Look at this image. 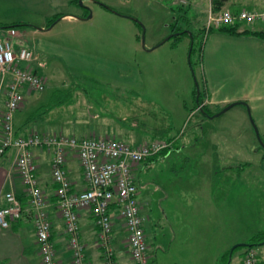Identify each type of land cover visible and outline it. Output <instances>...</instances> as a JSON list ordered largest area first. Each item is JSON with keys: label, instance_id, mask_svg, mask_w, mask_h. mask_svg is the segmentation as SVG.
Returning <instances> with one entry per match:
<instances>
[{"label": "rangeland", "instance_id": "rangeland-1", "mask_svg": "<svg viewBox=\"0 0 264 264\" xmlns=\"http://www.w3.org/2000/svg\"><path fill=\"white\" fill-rule=\"evenodd\" d=\"M47 1L0 0L1 21L41 24L46 8L40 11L35 5L42 8ZM55 11H71L83 19L72 15L79 20L56 21L49 32L34 36L31 28H17L20 38L26 36L22 44L47 49L38 52L43 75L36 72L46 79L36 95L42 108H48L42 114L41 125L47 128L43 133L126 142L112 133L117 120L133 127L136 135H146L137 145L151 136L192 133L199 116L193 100L194 80L201 87V45L196 36L191 51L187 34L164 40L181 15L177 25L194 32L204 29L205 37L212 13L209 0H77ZM261 26L264 30V23ZM28 48L36 61L37 52ZM251 120L248 107L238 104L205 118L194 146L158 163L141 179L140 214L151 247L147 264H241L247 251H236L228 261L231 247L248 236H262L264 148ZM147 179L152 180L144 187ZM220 184L225 186L217 187ZM150 226L153 234L148 235ZM255 252L264 264V245ZM126 258L122 264H137Z\"/></svg>", "mask_w": 264, "mask_h": 264}, {"label": "built area", "instance_id": "built-area-1", "mask_svg": "<svg viewBox=\"0 0 264 264\" xmlns=\"http://www.w3.org/2000/svg\"><path fill=\"white\" fill-rule=\"evenodd\" d=\"M183 1V0H179ZM206 30L221 25L264 23V8L258 10L219 11L210 13ZM0 40V89L4 106L0 112V156L12 149V167L18 175L27 196L29 210L41 264H58L50 239L51 223L47 216L46 201L39 188L32 150L50 153V173L55 184L56 207L68 236L72 264H90L84 255L79 240V211L91 214L98 229L96 244L101 249L104 264H117L112 258L110 246L112 214L122 221L129 254L134 263L146 264L147 244L138 203V190L133 170L146 158L171 146L166 140H149L139 145H130L108 137L88 138L75 135L38 133L30 130L25 135L14 132V114L24 102V93H38L45 88V81L35 73L32 63L35 55L28 47L13 40L20 37L17 30H6ZM204 105H198L197 110ZM67 153L75 154L82 171L85 188L71 191L64 164ZM0 207V228L8 229L19 220L24 211L13 192L3 196ZM241 264H260L255 249H249Z\"/></svg>", "mask_w": 264, "mask_h": 264}, {"label": "crops", "instance_id": "crops-1", "mask_svg": "<svg viewBox=\"0 0 264 264\" xmlns=\"http://www.w3.org/2000/svg\"><path fill=\"white\" fill-rule=\"evenodd\" d=\"M50 1H47L42 8L35 5V7L40 9V11L46 8L43 15V22L41 24L25 25L26 23L22 22L2 23L1 20L3 17H0V26L3 27L13 24H21L20 27L31 28V35L34 36V34L49 32L53 24L46 27L48 21L59 14H62L63 17H61L57 22L79 20L73 16L75 15L76 17H80L81 15H76V13H72L71 11L54 13L59 7L72 6V0H56L53 3ZM262 8H264V0H228L222 5L221 10L236 12L242 9L258 10ZM261 24L262 23H256L254 26L240 25L237 31L238 33L232 35L218 30L210 31V33L206 35L202 45L200 77L202 89L201 96L203 100L207 101L206 104L204 103L208 110L207 114L214 115L213 110L224 107L230 103H236L234 105L238 104L243 108L248 107L253 118L252 122L254 121V124L256 125L254 126L257 129L259 136L263 138L264 40L260 39L256 34L251 33L252 31L255 32L263 30ZM32 26H36L38 28L34 29ZM6 30L7 29L0 28V40L5 38ZM245 30H248L249 32L241 33ZM23 36L26 37L25 34H23L22 37ZM23 38L19 37L16 40H13L14 44L20 43L25 47L32 48L35 53L37 52V60L33 62L32 68L35 73L37 72L38 74L41 73L43 75L41 70L44 67V63L41 59V55L39 54L41 53L39 50L47 52V49L39 44L38 49L35 50V47L31 44H22ZM37 94L38 93H24V102L20 106L19 110H17L14 114L13 124L16 135H25L30 130H35L38 133L46 132L45 129L47 128L45 127V129H43V126L41 125L43 123L42 116L35 122L28 121V116L32 112L42 108V102L37 99ZM3 106L4 99L1 98L0 112L3 109ZM194 114L195 113L192 112L191 116ZM198 115V119L195 121V125L192 128V133H185L177 140L179 147L178 151L180 149L183 150L186 147L190 148V146H194L196 144L195 142L199 136L197 135V131H199L201 124L205 122V118H208L202 114ZM117 117H122V115H117ZM116 122H118V127L112 131L113 135L119 139L129 142L128 144L137 145L138 142L146 137V135H141L140 137L137 132L136 135L135 131L133 133V127H124L123 123L125 121L121 124L120 120H117ZM73 129L77 131L81 130L76 128ZM32 154L34 163L37 167L36 174L38 185L46 201L47 216L51 223L50 239L55 250L56 261L58 264H72L71 252L68 247V236L64 230L63 221L60 218L55 202V184L52 182L50 173L51 155L46 150L36 148L32 150ZM170 155L171 152H168L161 158H156V160L149 162L146 160L136 166L133 170V174L137 188L140 185V182H142L141 179H143V177L144 179L145 177L148 178L149 172L156 168L158 163H164L167 159H170ZM13 158L14 151L12 149L5 151L4 154L0 156V207L4 206V194L7 192H13L21 202L24 211L22 213V217L11 223L8 229L0 228V264H41L32 223V213L29 210L28 200L24 192L23 185L18 175L13 170ZM64 169L70 181L71 191L77 192L83 190L85 188V184L82 178V171L75 154L67 153ZM226 170L227 169L223 168V171ZM212 171H214V174H217L218 172L217 169L216 171ZM228 171L230 170H227V172ZM150 180L152 179H147V183H143L144 187L147 186L146 184L150 183ZM221 186L224 187L225 184H220L217 187L220 188ZM215 187L213 186V188ZM138 202L140 203V199ZM112 215L113 221L110 246L113 249L115 261L117 264H122L125 257H127L129 261L131 260L129 250L125 242L126 232L122 221L115 215V213ZM153 229V227H150L147 234H153ZM97 231L98 229L89 211H79V240L83 246L85 258L90 264H104L102 251L96 244ZM248 238L249 236L244 239L246 241L241 242L247 243ZM147 247L148 251H150V245L147 244ZM122 250L123 252H121ZM149 260H151V255H149ZM261 264H263L262 261Z\"/></svg>", "mask_w": 264, "mask_h": 264}, {"label": "trees", "instance_id": "trees-1", "mask_svg": "<svg viewBox=\"0 0 264 264\" xmlns=\"http://www.w3.org/2000/svg\"><path fill=\"white\" fill-rule=\"evenodd\" d=\"M209 1H210L211 12H212V13H217V12L221 11V7H222V5H223L225 2H227L228 0H209ZM74 2L77 3V0H72V1H71L72 4H73ZM179 10L182 12V8H181V7H179ZM182 13H183V12H182ZM61 17H63L62 14H59V15L55 16L54 18H52L51 20L48 21L46 27H49L52 23H55L56 21H58ZM179 17H180V18H179ZM179 17L177 18V20L175 19L174 22H172V24H171V27H172V29H171V33H173V32H180L176 37H178V36H180V35H182V34L186 35V33H185L184 31H185V30H188V26H185V27L183 28L182 26L180 27L179 25H177V22L182 18V15L179 16ZM181 20H182V19H181ZM187 21H188V20H187ZM240 25H241V23L235 22V23H233V24H231V25H221V26L216 27V28L213 27V28H210V29L207 30L206 35H207L208 33H210V31H212V30L222 31V32L227 33V34H230V35H232V34H237V33H238L237 31H238ZM20 26H21V24H13V25L3 26V27L0 26V28H1V29H10V28L17 29V28L20 27ZM188 31L190 32V35H191V37H192V44H193V42H194L196 36L198 37V41H197V42H198V44L201 45V47H200V51H201V49H202V45H203V41H204V39H205V37H206V35H205V37H204V29H201V31H197V30H196V32H194V31H190V30H188ZM248 32H249L248 30H245V31H242L241 33H248ZM251 33L256 34L260 39L264 40V30L255 31V32L252 31ZM171 37H173V36H171ZM192 48H193V45H191V51H192ZM196 83H197V81H196ZM197 85H198V89H199V94H198L197 102H195L196 92L194 93V107H193V110H194L196 107H198V105H200V104L202 103V101H203V98H202V96H201V90H200L201 87L199 86L198 83H197ZM195 90H196V88H195ZM46 109H48V108L44 107V108H41V109H38V110L32 112V113L28 116V121H31V122H35V121H37V119L40 118V117L42 116V114H44V111H46ZM193 110H192V111H193ZM207 111H208V110H207L206 106H205V105H202V106L198 109V114H202V115H204V116H207V115H209V114H207ZM181 131H182V130H181ZM179 133H180V131H179ZM179 133H177L176 135H171V136L166 135L165 137L151 136V137L149 138L150 140H155V139L166 140V141L171 142L172 144H171L170 147L165 148V149L161 150L160 152H158V153H156V154H154V155H152V156L146 158L144 161L148 160V162H149V161H152V160H156V158H161L163 155H165V154L168 153V152H171V155L169 156L170 159H172V160L176 159V156L178 155V153L182 152V151H181L182 149H180V150L178 151L179 147H178V144H177V140L179 139V136H178ZM147 141H149V140H147ZM143 142H146V141H143ZM178 156H179V155H178ZM144 161H142L141 163H143ZM141 163H139L138 165H140ZM138 165H136V166H138ZM136 166H135V167H136ZM135 167H134V168H135ZM134 179H135V178H134ZM137 190H138V188H137ZM138 203H139V202H138ZM139 208L141 209L140 203H139ZM139 212H140V211H139ZM140 215H141V214H140ZM141 217H142V216H141ZM142 222H144V218H143V217H142ZM151 224H153V223L151 222ZM155 225H158V223H156ZM150 227H151V226H150ZM150 227H149V229H150ZM143 229H144V234H145V226H143ZM261 234H262V236H260V234H256L255 238H253V239H249V240H248L247 243L251 244L250 247H238V248H235V249L233 250L232 254H231V257H232V255H233L236 251H238V250H241V251H242V252H241V255H243L244 251H248L249 249H257V247H259V246H257L256 244L259 243V242L264 241V231L261 232ZM145 241H146V236H145ZM263 245H264V244H263ZM147 253H148V252H147ZM113 255H114V254H112V258L114 259V256H113ZM227 256H228V252H226V253L224 254V259H225L224 262H226V258H227ZM258 258H259V256H258ZM114 261H115V259H114ZM259 261H260V264H261V260H260V259H259ZM115 262H116V261H115ZM229 263H230V262H229ZM146 264H147V263H146ZM223 264H225V263H223Z\"/></svg>", "mask_w": 264, "mask_h": 264}, {"label": "water", "instance_id": "water-1", "mask_svg": "<svg viewBox=\"0 0 264 264\" xmlns=\"http://www.w3.org/2000/svg\"><path fill=\"white\" fill-rule=\"evenodd\" d=\"M89 17H90V14H88L87 18H89ZM81 19H83V18H81ZM52 24H53V23H52ZM184 32L187 34V36H188V38H189V40H190V49H191V45H192V37H191V35H190V32H189L188 30H186V31H184ZM179 33H180V32H174V33H172V34L169 35V37L166 38L164 41L168 40L171 36H176V35H178ZM140 43H141L142 46L144 45L143 37H141V41H140ZM194 84H195V88H196V98H195V102H197L198 94H199V89H198V85H197V83H196V80H194ZM234 104H236V103H230V104H227V105L224 106V108H223L222 110H220V112H218L217 114H215V115H207V117H208V118H212V117L218 116L219 114L223 113L224 111H226L227 109H229V108H230L231 106H233ZM251 122H252V120H251ZM252 123H253V122H252ZM253 125H254V123H253ZM254 132H255V135H256V138H257L259 144L264 148V142L261 140V138H260V136H259V134H258V131H257V129L255 128V126H254ZM263 244H264V241L259 242V243H257L256 245H257V246H261V245H263ZM250 246H251V244H249V243H236V244H234V245L231 247V249L229 250V258H228V261H230V259H231V254H232V252H233V250H234L235 248H238V247H250Z\"/></svg>", "mask_w": 264, "mask_h": 264}, {"label": "flooded vegetation", "instance_id": "flooded-vegetation-1", "mask_svg": "<svg viewBox=\"0 0 264 264\" xmlns=\"http://www.w3.org/2000/svg\"><path fill=\"white\" fill-rule=\"evenodd\" d=\"M143 226H145L144 222H143Z\"/></svg>", "mask_w": 264, "mask_h": 264}]
</instances>
